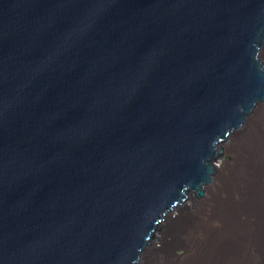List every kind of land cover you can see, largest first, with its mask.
<instances>
[{"label":"water","instance_id":"water-1","mask_svg":"<svg viewBox=\"0 0 264 264\" xmlns=\"http://www.w3.org/2000/svg\"><path fill=\"white\" fill-rule=\"evenodd\" d=\"M264 0H0V264H139L264 108Z\"/></svg>","mask_w":264,"mask_h":264},{"label":"bare ground","instance_id":"bare-ground-1","mask_svg":"<svg viewBox=\"0 0 264 264\" xmlns=\"http://www.w3.org/2000/svg\"><path fill=\"white\" fill-rule=\"evenodd\" d=\"M225 149L234 166L212 165L217 180L203 191L206 203H197L176 231L165 227L155 240L163 250L153 245L139 264H264V108L257 106L243 140L234 138ZM169 237L174 247L167 253Z\"/></svg>","mask_w":264,"mask_h":264},{"label":"rangeland","instance_id":"rangeland-1","mask_svg":"<svg viewBox=\"0 0 264 264\" xmlns=\"http://www.w3.org/2000/svg\"><path fill=\"white\" fill-rule=\"evenodd\" d=\"M262 63L264 65L263 57H262ZM221 150H222V152H221L219 159L222 161V163L216 164L217 169H219L223 165H225V167L227 169L232 168V166H234V163H235L234 155L231 154L230 152H227L225 148H223ZM221 150H219V151H221ZM206 195H207V192H205V196ZM197 203L198 202H197L196 197H189L186 211L181 212L182 214L179 213L175 218H172V221L170 223H167V220H166L165 227H166L167 231H169V232L176 231L179 228V226L186 220L187 217H191L192 215H194L196 213ZM156 244H157L156 248L162 249V247L159 243H156ZM169 244H168L169 248L166 249L167 253H169L170 250L174 247L173 240H171V237H169ZM179 253H182V251H179Z\"/></svg>","mask_w":264,"mask_h":264}]
</instances>
